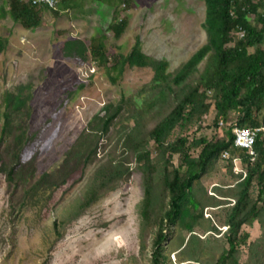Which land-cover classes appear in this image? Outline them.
I'll return each instance as SVG.
<instances>
[{
  "label": "rangeland",
  "instance_id": "374dc122",
  "mask_svg": "<svg viewBox=\"0 0 264 264\" xmlns=\"http://www.w3.org/2000/svg\"><path fill=\"white\" fill-rule=\"evenodd\" d=\"M74 3L76 7L58 16L45 11L42 23L34 29L15 23L9 15L0 16V35L7 39L0 51V94L19 84L30 85L29 127L36 129L47 122L44 136L51 137L49 147L37 158L36 174L62 162L66 150L105 104L116 103L121 97L135 99L138 90L147 89L153 75L148 68H127L113 83L94 62L80 64L74 58L64 57L62 46L66 39L79 37L88 43L92 36L105 34L107 51L115 55L127 53L138 36L146 54L168 60L170 72L207 41L204 0H75ZM1 6L7 8L6 0H0ZM114 13L128 21L118 38L108 28ZM204 63L205 60L198 64L199 69ZM80 83L84 85L78 88ZM213 114L211 108L196 123L197 130L194 124H184L173 133L210 139L224 128L219 124L215 127ZM125 124L130 126L132 120ZM149 124L152 126L151 121ZM122 132V126L112 125L101 138L97 157L110 153L105 158L123 161L129 175L85 208H78V204L87 191L93 165L86 168L80 180L59 188L38 207H18V191L12 193L5 175L0 173V264H152V242L159 215L149 213L148 221L141 217L143 174L134 156L117 141ZM197 152L192 150L193 156ZM222 158L193 186L202 217L194 223L192 233L200 239L193 247L188 242L185 249L192 248L184 252L182 244L190 236L188 230L180 223L171 231L165 228L168 233L164 242L168 256L165 264H216L227 246L224 235L228 226L224 221L234 200L232 193L237 179L233 169L242 167L240 160L233 159L230 171L228 157ZM177 162L173 158L174 165ZM154 188L161 190L156 180ZM251 193L256 195L254 188ZM242 230L249 237L238 248V264H264V225L255 221L243 225L240 233Z\"/></svg>",
  "mask_w": 264,
  "mask_h": 264
},
{
  "label": "trees",
  "instance_id": "16d2710c",
  "mask_svg": "<svg viewBox=\"0 0 264 264\" xmlns=\"http://www.w3.org/2000/svg\"><path fill=\"white\" fill-rule=\"evenodd\" d=\"M70 1L59 0L51 8L32 0H6L7 8L0 7V16L9 15L15 23L34 29L42 23L45 11L58 16L76 7L75 0ZM204 2L203 26L207 41L174 72L168 71L167 59L146 54L138 36L127 53L115 55L107 51L105 34L92 36L88 43L79 37L63 42L64 57L74 58L80 64L94 62L113 83L127 68H148L153 75L147 89L138 90L135 99L121 97L95 113L58 166L36 174L37 158L49 147L51 137L44 136L47 122L36 129L29 127L30 85L19 84L0 94V173L5 175L11 192L18 191V207L44 204L59 188L80 180L91 165L87 191L78 208L91 205L114 189L130 170L123 161L105 158L110 153L104 157L97 154L101 138L112 125L119 124L123 132L117 141L134 156L143 174L141 217L148 221L149 213L159 215L152 242V264H165L168 260L165 228L171 231L180 223L188 230L190 236L182 244L183 249L188 242L193 247L200 239L192 233L194 223L202 217L194 184L224 152L228 153L226 161L230 171L233 159L240 160L243 169L240 172L233 169L237 179L232 193L234 200L224 221L228 226L224 235L227 246L215 261L216 264H238V248L249 237L246 230L240 233L243 225H252L255 221L264 225V0ZM127 25L125 17L114 13L108 28L118 38ZM6 43L7 39L0 35V51ZM203 60L204 66L199 69L198 64ZM83 85L80 83L78 88ZM211 108L215 127L224 125L220 134L215 133L210 139H192L188 133H173L177 126L184 124H194L197 130L196 123ZM128 120H132L130 126L125 124ZM235 127L258 129L252 154L234 145ZM192 150L198 151L197 155L193 156ZM173 158L178 161L175 165ZM155 180L161 190L154 188ZM54 226L57 227L56 222Z\"/></svg>",
  "mask_w": 264,
  "mask_h": 264
},
{
  "label": "built area",
  "instance_id": "2783aa9c",
  "mask_svg": "<svg viewBox=\"0 0 264 264\" xmlns=\"http://www.w3.org/2000/svg\"><path fill=\"white\" fill-rule=\"evenodd\" d=\"M34 3H44L48 7L54 8L59 0H32ZM222 124V122H220ZM258 129H249L246 127L233 128V143L237 147L248 149L250 154L253 153L252 145L255 142ZM227 152L222 154L223 157H227ZM237 158H235L236 160ZM238 160V159H237ZM236 172L242 171L241 168L234 167Z\"/></svg>",
  "mask_w": 264,
  "mask_h": 264
}]
</instances>
